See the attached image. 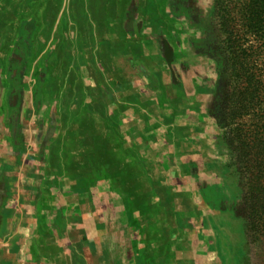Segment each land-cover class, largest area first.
Wrapping results in <instances>:
<instances>
[{
    "label": "rangeland",
    "instance_id": "obj_1",
    "mask_svg": "<svg viewBox=\"0 0 264 264\" xmlns=\"http://www.w3.org/2000/svg\"><path fill=\"white\" fill-rule=\"evenodd\" d=\"M214 1L0 0V97L3 96L6 105L9 100L11 103L16 99L22 100L23 97L22 99L18 97V94L22 93V87L28 88L31 84H36L38 76L43 78L47 86H51L53 90L58 88L59 96L60 93L64 94L62 92L66 84L63 83H66L67 78L64 76L61 81L62 66L68 61L69 67L73 62L68 56H71L72 52L76 63L77 43H79L82 47L79 53L83 65L77 68V63L73 67L77 68L81 73L80 77L86 83L82 86L87 90L85 97L87 102L93 99L92 93L101 89L103 95L95 92L94 100L99 106L102 104V113L107 118L117 117L121 131V128L124 130L125 116L128 120L130 117L140 120L131 108V104H137L140 96L149 100L156 109L152 110L153 116L158 114L160 116V113L165 112L163 113L166 118L165 124L170 122L171 126H168L171 128L176 120L185 124L188 121L186 115L202 116L200 107L190 108L189 104L182 101L192 96L182 90L184 81L181 79L180 71L192 67L194 55L208 57L213 63L214 68L211 73L213 82L208 89L206 88V92L209 93L206 113L211 118L208 119L209 122L204 121L206 123H202L203 126L187 125V133L197 136L206 129L209 133L211 130L212 149L218 156L214 158L222 162L219 163L220 167L215 179L212 181L203 178V175L199 177L201 172L195 174V170L174 171L171 174L166 169L165 175L171 177L175 186L186 185L179 190L175 188L172 195L174 187L169 181L165 183L166 177L150 160L156 152L153 143L144 146L135 138L128 139L131 148H138H135V152L143 161L140 165L143 168L141 173L132 169L133 175H136L134 180L136 185L131 186L133 192L131 196L138 200V205L128 203L120 194L121 187L112 185L107 179L91 181L89 184H85L84 181L76 188L73 187V190L77 189L81 193L88 194V191L90 192L97 185L95 194L97 202L93 208L92 204L86 205L85 211L92 210L98 216L95 215L94 220L87 217L82 222L78 221L80 230L86 228L89 231L87 236L82 235L85 244L89 245L88 242H91L90 245L97 249L87 252L91 264H140V257L137 258V255H132L125 249L133 247V254L138 252L137 249L143 245L141 239H147L148 245L150 244L149 250L153 248L154 235L147 237L141 235L140 227H145L147 224L156 227L159 221L155 217L156 212L163 209L172 217L169 219L170 215L167 214L171 227L179 228L181 230L179 232L182 233L173 236L172 240L176 247L171 250L168 246L166 258L175 253L188 258L187 249L190 247L196 252L192 255L197 259L196 264L203 262L204 264H264V208L258 216H254L252 213L254 206L249 195L252 191L251 185L256 181L252 178L253 172L249 167L254 164L256 168L258 163L254 160L255 150L251 151V146L257 143L259 137L264 144V96L259 102L251 99L252 94L243 92L240 109L235 103L237 99L235 91L241 80L238 77L241 67H251L248 72L252 73L255 72L257 63L262 72L264 85V54L257 51L253 57L258 59L254 63L253 58L244 59L241 56L239 61H242L244 66L232 65V56L225 49L226 41L221 34L222 27L216 16ZM23 19L30 23L27 26L28 32L24 33L19 27ZM47 31L50 32L48 39ZM55 31L59 33L57 37ZM23 35L27 37L28 50L23 46L24 43H21ZM91 37L94 38L93 45L88 42ZM257 44L258 42L249 35L241 42L242 49H249V46L256 47ZM39 50H42L39 56L42 55L44 59H40L38 64H42L41 68H44V71H41L42 69L35 71L34 66L29 68L23 64L28 53H30L28 57L32 58ZM94 50L97 52L100 50L96 53L97 56ZM89 51L94 54L93 65L89 63L91 62L88 58ZM133 56L136 58L134 59ZM110 59L115 66L114 73ZM244 60H246L245 64ZM94 69L102 72V81L95 77ZM25 70L28 76L24 73ZM75 72L71 80L77 85L80 81L76 79ZM117 73L121 75L118 76ZM163 78L164 84L161 81ZM11 85H16L13 95L8 94L12 89ZM132 86L136 91L131 90ZM5 89L7 93L2 95L1 90ZM51 102L57 115H61L62 112L67 113L73 108L67 102L60 100L58 102L53 99ZM94 106L99 110L96 104ZM25 108L26 113L29 111L30 115H33L32 107L25 106ZM56 126L55 123H51V126L48 124L50 129ZM59 128L57 137L51 142L50 162L57 158L61 161L60 144L62 133L66 131L62 124ZM204 137L209 139L206 135ZM226 140L230 143L229 146L226 145ZM118 143L119 147L123 144L121 139H118ZM241 146L251 152L244 153L240 150ZM165 148L168 149L166 146ZM191 176L198 179L190 183ZM204 183L206 185L212 183L213 189L206 188ZM169 187L172 189L170 190ZM212 194L218 198L222 196L220 206L221 209L227 207L228 214L225 212L219 214L213 208L212 211L218 214L213 213V223L208 219L209 226H206L200 218L184 216V210L189 206L185 202L187 196L193 201L196 200L199 208L204 211L206 208L200 202V198ZM175 195L178 199L177 203H173ZM142 210L153 213V216L149 215L152 216L150 221L144 219L142 222L140 218ZM174 211L176 213L173 214ZM66 220L69 221L68 231L71 232L66 237V243L74 245L76 238L79 237L73 233V229L77 228L76 221H72L74 219L70 215H66ZM185 239H189L188 244ZM90 254L95 256L92 257ZM73 259L75 260L74 257Z\"/></svg>",
    "mask_w": 264,
    "mask_h": 264
},
{
    "label": "crops",
    "instance_id": "obj_2",
    "mask_svg": "<svg viewBox=\"0 0 264 264\" xmlns=\"http://www.w3.org/2000/svg\"><path fill=\"white\" fill-rule=\"evenodd\" d=\"M79 49H82V47H78L76 51V63L74 64L78 63L77 68L83 65V62H80L81 54ZM95 52L98 53L97 50H94L95 55ZM135 55L140 58L138 54ZM41 56H37L31 62L32 64L30 63L31 66L29 65V68L35 66L42 59ZM134 56L133 58L135 59L136 57ZM69 58L74 61V53ZM110 63L114 73L116 70L111 59ZM72 64L73 62L67 67L65 76L68 70L71 69ZM77 68H74L76 70V79H79L81 85H86L84 79L80 77L81 73ZM213 68V63L208 57L194 55L192 57V67L184 68L180 71L182 74L181 79L184 81L182 90L187 91L192 96L182 101L189 104L190 108L200 107L202 116L186 115L185 118L188 117V121L185 124H181V121L176 120L170 128V122L167 125L165 124V112L160 113V116L159 114L153 116L152 110L155 108H153L151 102L138 96L137 104H131V108L134 109L140 120L134 117H130L128 120L126 116L123 118L125 126L124 130L121 128V133H123L122 135L127 145L129 144L128 139L139 138L137 137L138 133H141L145 140L152 132L157 136L158 140L153 144L156 152L150 160L156 164L157 168L166 177L165 183L169 181V184L174 187L173 194L175 188L179 190L182 189L181 187H186V185L175 186L171 177L165 175L166 169L171 174L174 171L195 170V174L201 172L199 177L203 175V178H209L213 181L219 171V163H222L217 158H214L218 156L217 152H213L212 149L211 130L209 133L206 129L197 136L187 133V125L194 127L203 126L211 118L206 113L209 97L206 88L208 89L213 82L211 74ZM26 76H28L27 73ZM161 81L164 84V78ZM17 85L19 86V83ZM11 86L12 89L8 94L13 95L12 92L16 85ZM34 87L35 84H31L28 88L22 87V93L18 94V97L21 99L23 97V99H16L12 103L9 100L7 105L3 96L0 97V264H91L87 257L89 254L87 252L97 249L90 245L91 242H88L89 245L85 244V238L82 235L87 236L89 231L86 228L80 230L78 221L82 222L87 217L94 220L96 212L92 210L85 211V206L92 204L93 208L97 202L95 198L97 185L90 192L88 191V194L86 192L81 193L77 189L73 190L74 186H79L82 183L76 182L75 178H69L65 170H61L63 173H59L60 165L50 162L51 142L57 137L61 118L60 115H57L52 103L44 100L39 101L37 93L34 92ZM131 90H135L133 86ZM3 91L5 92L3 93ZM3 91L1 90L2 95L7 93L6 89ZM125 91L127 92V87ZM125 104L127 103L125 102ZM25 106L33 108V115H30L29 111L26 113ZM53 111L55 114H53ZM115 119L117 120V117ZM161 122H163V125H161ZM51 123L57 124V131H55L56 127L53 129L48 127V124L51 126ZM154 124L156 126L152 128ZM204 135L208 136L209 139L205 138ZM62 136V138L68 137L66 132H63ZM77 145L72 150V153L77 156V159H80L81 149L79 148V143ZM196 179L198 178L191 176L190 183H193ZM197 183L199 184V182ZM204 185L206 188L213 189L212 183L210 185L204 183ZM221 197L218 198L212 194L200 198V202L206 208L203 211L199 208L196 200L193 201L187 196L185 202L189 206L184 210V216L193 219L200 218L206 226H209L210 222L208 219L213 223V208L219 214L229 213L227 207L221 209ZM173 198V203H177L176 195ZM174 213L176 212L174 211ZM167 214L164 209L158 210L155 216L159 220L157 226L143 227L145 229L141 231V235H146V237L151 236V234L154 235L153 248L151 250H149L150 244L148 245L147 239H141L143 245L137 249L138 252L133 254V247H126L125 251L131 252L132 255H137V258L140 257V264H196L197 259L192 256L196 252L190 247L187 249L189 252L188 258H183L181 255L178 256L175 252V255L166 258L168 246L171 250L176 247L172 240L173 236L182 234L179 232L181 231L179 228L171 227L170 221L167 220V216L170 214ZM215 214L218 213L215 212ZM66 215H70L74 219L72 221H76L77 228L73 229V233L79 237L76 238L74 245L72 244L73 246L66 243V237L71 234L70 230L68 231L69 221H67L68 219L66 220ZM171 218L170 215L169 219ZM58 221H61V223L59 224ZM184 234L186 233L184 232ZM184 241L188 244L189 239ZM90 255L92 257L95 256L94 254ZM182 260L183 262L180 263Z\"/></svg>",
    "mask_w": 264,
    "mask_h": 264
},
{
    "label": "trees",
    "instance_id": "obj_3",
    "mask_svg": "<svg viewBox=\"0 0 264 264\" xmlns=\"http://www.w3.org/2000/svg\"><path fill=\"white\" fill-rule=\"evenodd\" d=\"M214 4L216 16L218 17L222 27L221 34L224 35L226 41L225 49L232 56V65L235 66L241 64L244 66L242 64L243 62L239 61L241 56L244 57V59H254L257 51L258 53L264 54V0H215ZM29 25L30 23L27 22L26 19H23L20 21L19 27L23 29L24 33L28 32L27 29L29 27L27 26ZM47 32L46 38L48 39L50 32ZM54 34L56 35L55 37H57V34L59 33L55 31ZM247 35L253 37L254 41L258 42L256 47L249 46V49H242L241 42ZM98 37L100 36L98 35ZM22 39L21 43H24L23 46L26 50H28L29 47H27L28 44H26L27 37L23 35ZM89 40L90 41L88 42H91L93 45L94 38L91 37ZM53 41L54 40L52 39V42ZM45 42L46 41L44 40V43ZM77 44V47H81L79 43ZM41 48H43V46H41ZM41 51L42 50H39L32 58L28 57L30 54L28 53L24 58L25 60L23 64L25 66H29L30 63L35 60L37 56H39ZM68 56L70 57V55ZM41 57L44 59L43 56ZM80 57L82 59L81 55ZM88 58L91 61H88L90 65H93L94 54H92L91 51L88 52ZM257 59H254L252 62H256ZM244 61L245 64L246 60ZM67 65L68 61L64 64V66H62L61 81L64 79V74L68 67ZM41 66L42 64L40 65L36 63L34 70L37 71L38 69H42L41 71H44V68H41ZM45 66L46 64H44L43 67ZM73 66L74 61L71 65V69L68 70L66 75L67 83L64 92H62L64 94L60 93L59 96L58 88L53 90L52 87L47 86L43 78H40L39 76L34 87V92L37 93L39 101L44 100L52 103L51 101L56 99L58 102L60 100V102H67L69 106H73V108L67 111V113L62 112L60 115L61 124L68 137L62 138L63 140L61 139V161H58L59 159L57 158L58 160L54 159L55 161L53 162L60 165L59 173H63L61 170H65L68 177L73 179L75 178L76 182L79 181L82 183L86 181L84 183L89 184L91 181L93 182L99 179L110 180L112 185L121 187L120 194L128 203L138 205V200L136 198H132L131 196L133 195L131 186L133 184L136 185L134 182L136 175H133L132 169L139 170L140 173L143 171V168L140 166L143 161H141L140 156H138L135 152V148H138H131L129 144L127 145L115 116L109 119L103 115L104 113H102L101 109L102 104L99 106L94 100L95 92L103 95L101 89H97V91L92 93L93 99L87 102L85 98L87 96V90L83 88L81 83H78L77 85L72 83L73 80H71V78L73 77V73L76 71V67L74 69ZM255 66V72L252 73L248 72L251 67H241L240 72L242 74L239 73L238 76L241 80L237 86V90L235 91L237 98L235 103L236 105L238 104V109H240V99L242 98L241 94H243V92L252 94L251 99L259 102L263 100L264 85L262 72L257 63ZM94 75L98 80L102 81V73L97 69H94ZM117 75L120 76L121 74L117 73ZM51 90L54 91L52 95ZM66 92H68V94H66ZM95 104L99 110L95 109ZM239 113L240 112H238V115ZM155 126L156 125L154 124L152 128H155ZM137 135L139 138L136 140L140 144H144V146L150 143L154 144L158 140L157 136H155L153 132L150 133L147 140L142 137L141 133H138ZM118 139H121L123 142L121 147H119L120 145L118 143ZM262 142V138L259 137L257 138V143L251 146V151L253 149L255 150L254 160L256 163L258 162L256 168L254 164H251L249 167L250 171L253 172L252 178L256 180L251 185L250 189L252 191H250V194L248 193L250 195V199L252 200L251 204L254 206V208L252 206V213L254 216H258L264 208V144ZM78 143L79 148L81 149V154H79L80 159H77V156L71 152L78 146ZM225 143L228 146L230 145L227 140ZM69 145H71V147H68ZM240 150L244 151V153L251 152L248 148H242V146L240 147ZM158 158L161 159L160 156H158ZM74 188L76 187L74 186ZM149 215H152V213L150 214L148 210H142L140 212L142 222H144V219L150 221L152 216ZM144 229L145 228H143V226L140 227L141 231Z\"/></svg>",
    "mask_w": 264,
    "mask_h": 264
}]
</instances>
